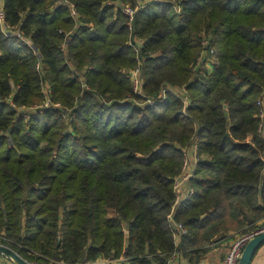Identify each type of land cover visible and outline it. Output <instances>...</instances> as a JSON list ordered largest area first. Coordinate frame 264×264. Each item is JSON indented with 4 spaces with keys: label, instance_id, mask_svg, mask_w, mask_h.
Listing matches in <instances>:
<instances>
[{
    "label": "trees",
    "instance_id": "obj_1",
    "mask_svg": "<svg viewBox=\"0 0 264 264\" xmlns=\"http://www.w3.org/2000/svg\"><path fill=\"white\" fill-rule=\"evenodd\" d=\"M121 2L137 7L132 20ZM4 11L14 34L0 24V231L13 249L128 264L181 250L200 264L213 240L259 226L264 0H4ZM168 86L187 90L148 103ZM195 139L179 246L168 215Z\"/></svg>",
    "mask_w": 264,
    "mask_h": 264
},
{
    "label": "built area",
    "instance_id": "obj_2",
    "mask_svg": "<svg viewBox=\"0 0 264 264\" xmlns=\"http://www.w3.org/2000/svg\"><path fill=\"white\" fill-rule=\"evenodd\" d=\"M124 12L127 13L130 16V19L132 20L134 18V14L137 10V7L134 8L131 5H125ZM72 14L76 15L77 12L75 9L72 10ZM0 24L2 27V30L7 34H14L13 32H10V26L8 23L5 22V11H4V0H0ZM17 34V33H16ZM20 36V34H17ZM130 45H132L136 52H139L140 46L139 41L138 44L130 42ZM34 48V47H33ZM36 51V49H35ZM2 54L0 50V55ZM40 64L37 66L39 67ZM130 75L132 77V81L134 84V91L136 93H142V81H141V69L139 67L133 69L130 71ZM48 89H46L47 91ZM187 90L186 86L180 87H171L168 86L164 88L163 93L159 97V99H149V104H156L159 101H163L168 91H175L178 94H183ZM186 104L189 103V100L187 97L185 98ZM48 104V103H47ZM259 104L261 106V118L262 122L260 125V132L264 136V100H260ZM199 141L197 139L194 140L192 145H190L188 148L185 149L184 157H183V164L180 174L176 177L175 183H174V190L176 192V199L172 206V210L169 213L168 217L171 222V226L173 228V237L175 239V242L177 245L180 246L182 237L188 234V227L181 221H177L175 219V212L177 210V207H179L184 200H186L188 197H190L195 192V187L192 186L191 180L193 178L192 173V165L199 163L200 156H199ZM264 231V223L259 226H257L255 229L249 231V232H241V234L237 235V237L233 238L232 242L230 243L228 250L221 262V264H238L240 257L242 255L243 249L247 242L254 237L255 235L259 234L260 232ZM10 238L6 235V232L0 231V245L8 246L12 248L9 243ZM13 249V248H12ZM15 250V249H14ZM182 253L181 250L175 251L168 259L167 264H174V260L178 256V254ZM46 259V260H43ZM34 258L31 261L28 260L31 264H53L54 262L60 263V264H128L130 261V257L126 255H121L118 257H99L96 260H85V261H79L75 263H69L62 259L55 260L50 258ZM0 264H15V262L10 258L7 257L5 254L0 253Z\"/></svg>",
    "mask_w": 264,
    "mask_h": 264
},
{
    "label": "crops",
    "instance_id": "obj_3",
    "mask_svg": "<svg viewBox=\"0 0 264 264\" xmlns=\"http://www.w3.org/2000/svg\"><path fill=\"white\" fill-rule=\"evenodd\" d=\"M197 168L198 163L192 165L191 170L194 174L193 178L196 176ZM191 184L194 186L192 180ZM241 232L242 231H231L228 235L213 240L210 244H208L209 249L202 256L200 264H221L233 238L237 237V235L241 234ZM174 264H191V262L183 253H180L174 260ZM252 264H264V244L255 254Z\"/></svg>",
    "mask_w": 264,
    "mask_h": 264
},
{
    "label": "water",
    "instance_id": "obj_4",
    "mask_svg": "<svg viewBox=\"0 0 264 264\" xmlns=\"http://www.w3.org/2000/svg\"><path fill=\"white\" fill-rule=\"evenodd\" d=\"M263 243H264V231L255 235L247 242V244L243 249L238 264H252L256 251L261 247ZM0 253H3L7 257H10L15 262V264H31L19 252L8 246L0 245Z\"/></svg>",
    "mask_w": 264,
    "mask_h": 264
},
{
    "label": "rangeland",
    "instance_id": "obj_5",
    "mask_svg": "<svg viewBox=\"0 0 264 264\" xmlns=\"http://www.w3.org/2000/svg\"><path fill=\"white\" fill-rule=\"evenodd\" d=\"M152 1H154V0H152ZM123 3H124V2H121V4H123ZM143 3L145 4V2H143ZM125 5H128V6H129L130 4H128V3L125 2V4L122 5V9H125V7H124ZM263 219H264V218L258 220L257 225H258V224L260 225V223L263 224V223H264V222H263ZM256 227H257V226H256ZM253 229H254V228L252 227V225L250 226L248 223H246L244 226H242V227L240 226V227H238V228H235V229L232 230V231H239V232L242 231V232L245 233V232H249V231H251V230H253ZM244 233H243V234H244Z\"/></svg>",
    "mask_w": 264,
    "mask_h": 264
}]
</instances>
